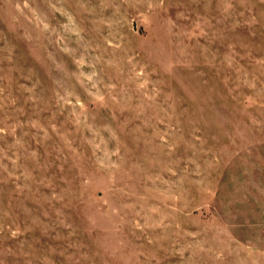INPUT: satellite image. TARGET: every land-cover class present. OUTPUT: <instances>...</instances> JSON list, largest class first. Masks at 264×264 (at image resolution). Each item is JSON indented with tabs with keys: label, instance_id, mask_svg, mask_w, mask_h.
<instances>
[{
	"label": "rangeland",
	"instance_id": "374dc122",
	"mask_svg": "<svg viewBox=\"0 0 264 264\" xmlns=\"http://www.w3.org/2000/svg\"><path fill=\"white\" fill-rule=\"evenodd\" d=\"M0 264H264V0H0Z\"/></svg>",
	"mask_w": 264,
	"mask_h": 264
}]
</instances>
